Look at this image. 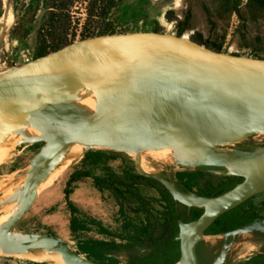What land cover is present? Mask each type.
<instances>
[{
	"label": "water",
	"instance_id": "1",
	"mask_svg": "<svg viewBox=\"0 0 264 264\" xmlns=\"http://www.w3.org/2000/svg\"><path fill=\"white\" fill-rule=\"evenodd\" d=\"M1 45V42H0ZM121 152L160 182L177 210L176 264H240L261 254L264 218L218 237L205 231L264 193V59L187 38L140 32L73 42L0 73V257L94 264L58 238L13 234L36 188L72 145ZM250 150V151H246ZM242 182L217 197L183 191L175 171ZM18 210L3 224L4 207ZM183 206L184 208H182Z\"/></svg>",
	"mask_w": 264,
	"mask_h": 264
},
{
	"label": "rangeland",
	"instance_id": "2",
	"mask_svg": "<svg viewBox=\"0 0 264 264\" xmlns=\"http://www.w3.org/2000/svg\"><path fill=\"white\" fill-rule=\"evenodd\" d=\"M89 3L90 0H73L68 7L66 16L62 19L67 26V41L73 43L83 40V37H96L101 29L114 34L157 30V33L177 36L178 18H183L186 12L190 14L191 29L184 31L180 37L193 40L189 30L198 29L207 36L208 24L203 6L211 14L215 12L211 0H113L114 5L103 20L97 14L92 18L88 17ZM46 19L47 11L43 0H0V73L14 65L24 64L25 59H35L38 31ZM238 22L233 16L219 24L220 30L225 33L221 53L264 59V22H247L246 30L239 34L246 43L244 47L240 46V39L234 34ZM211 44V41L205 42L206 46ZM72 149V146L69 147L59 159L57 167L50 173L51 181L36 191L34 203L13 234L48 235L64 241L74 251L80 241L114 243V250L106 252V255L116 259L119 264H127L129 256H146L148 236L152 231L156 236L161 233L165 211L156 189L146 180L136 178L144 171L121 152L97 148L90 151H101L111 158L104 165L84 166L81 163L85 155L84 149L71 155ZM68 158H74V161L58 166ZM81 170H88L93 177L99 179L98 188L91 178L70 179L72 173ZM203 172L206 174L203 181H210L215 186L224 179L208 171ZM177 173L175 171L173 175L175 179ZM160 186L162 184L157 182L156 187ZM65 189H72L69 200L78 208L79 219L86 226V230L77 235H72L69 231L70 214L64 201ZM263 204L264 193L249 202L251 207H260ZM16 205L14 201L5 206L1 220L4 213L13 210ZM259 215L264 217V212ZM101 229L112 236L103 235ZM29 262L48 264L46 259L0 257V264Z\"/></svg>",
	"mask_w": 264,
	"mask_h": 264
},
{
	"label": "trees",
	"instance_id": "3",
	"mask_svg": "<svg viewBox=\"0 0 264 264\" xmlns=\"http://www.w3.org/2000/svg\"><path fill=\"white\" fill-rule=\"evenodd\" d=\"M253 1V0H251ZM258 11L264 13V0H254ZM73 0H43L44 8L47 11V19L38 31L37 47L35 52V58L46 56L52 52L60 50L65 46L71 44L66 39L67 26L62 19L66 16L68 7L72 4ZM90 0L88 17L92 18L97 14L101 19L105 20L109 10L113 7V0ZM185 29H177V36L180 37ZM157 33V30H153ZM105 29H101L97 36L112 35ZM88 37H83L85 39ZM198 44L203 45L201 38L198 37L196 41ZM213 44L206 46L208 49H212ZM217 52H221L220 48L215 49ZM111 157L105 155L101 151H89L81 160L84 166H96L104 165V163ZM205 173L202 170H194L190 172H178L176 174V180L183 191H190L203 197H217L232 188H234L240 178L228 177L224 178L218 185H213L210 181H203ZM76 178H91L96 188L99 179L93 177L88 170H81L72 173L70 179ZM137 179H143L149 182L150 186L156 189L162 203L164 204V215L161 225V233L156 236L154 231L150 233L147 240L148 254L144 257L129 256L127 264H176L180 257L179 243L175 240L178 235L177 222H186L185 212L177 213L175 208V202L173 201L167 190L160 186L157 188V182L147 179L145 177L136 176ZM203 181L199 185V182ZM69 184V183H68ZM72 193V189L64 190V201L66 208L69 211V231L72 235H77L80 232L86 230V226L79 219L78 208L69 200V195ZM189 212L193 215L191 220L197 219L202 210L191 209ZM260 212H264V204L260 207L249 206V201L241 206L223 214L217 218L214 223L205 231L206 236H216L230 232L238 227L246 225L255 219L260 218ZM101 233L106 236H112L109 232L101 229ZM114 250V243L102 242V241H80L76 244V252L79 255H83L87 260L96 262L97 264H119L113 257L107 256L106 252ZM28 264H44L29 262ZM242 264H264V251L261 254L254 255Z\"/></svg>",
	"mask_w": 264,
	"mask_h": 264
},
{
	"label": "flooded vegetation",
	"instance_id": "4",
	"mask_svg": "<svg viewBox=\"0 0 264 264\" xmlns=\"http://www.w3.org/2000/svg\"><path fill=\"white\" fill-rule=\"evenodd\" d=\"M242 1V4H240ZM211 3L214 6L215 12L214 14L210 13V10L205 6H203V11L206 16V22L208 24L207 27V36L205 37L203 32L199 31L198 29L195 31L189 30L190 35L193 36V41H197L198 37L201 38V41L203 43V46L206 47L205 42L211 41L214 46L212 47V50H215L217 48L222 49L223 42L225 41V33L224 31L220 30V23L224 22L225 20H229L231 17H236L239 20V24L237 27H235L234 34L237 38H239V44L241 47H244L246 43L239 37V34H243V32L246 30L247 22L250 21H258L262 20L264 22V13H260L258 11V8L256 6V2L253 0H211ZM178 27L185 29L184 31L187 32L190 28V14L189 12H186L184 14L183 18H178ZM196 32V33H195ZM250 151V150H246ZM238 182L241 183L242 179H239ZM250 202V200H249ZM179 205H175V208L177 209ZM184 208L183 206H181ZM177 213L185 212L186 216V222L192 221L191 218L193 215L191 212H187L186 208H184V211L177 210ZM264 218V217H263ZM185 222V223H186ZM260 238L262 239L264 243V234L258 233ZM211 236V237H218Z\"/></svg>",
	"mask_w": 264,
	"mask_h": 264
},
{
	"label": "bare ground",
	"instance_id": "5",
	"mask_svg": "<svg viewBox=\"0 0 264 264\" xmlns=\"http://www.w3.org/2000/svg\"><path fill=\"white\" fill-rule=\"evenodd\" d=\"M73 149L71 150V155H75L76 153L80 152L82 149H84V147L82 145H72ZM80 154V153H79ZM74 161V158H68L65 161H63L61 164H59L58 166H64L70 162ZM57 167V166H56ZM52 177V174H49L48 177L44 180V182L38 185V187L36 188V191H39L41 188H43V186L47 185L48 182H50V178ZM18 210V206H16L13 210L4 213V216L1 220V224H3L4 222H6L16 211ZM23 259V258H22ZM28 260V259H27Z\"/></svg>",
	"mask_w": 264,
	"mask_h": 264
},
{
	"label": "built area",
	"instance_id": "6",
	"mask_svg": "<svg viewBox=\"0 0 264 264\" xmlns=\"http://www.w3.org/2000/svg\"><path fill=\"white\" fill-rule=\"evenodd\" d=\"M185 37V36H184ZM30 62L29 59L24 60V64Z\"/></svg>",
	"mask_w": 264,
	"mask_h": 264
}]
</instances>
